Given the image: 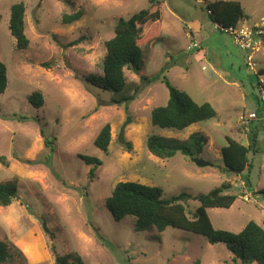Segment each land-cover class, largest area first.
<instances>
[{
	"label": "rangeland",
	"instance_id": "1",
	"mask_svg": "<svg viewBox=\"0 0 264 264\" xmlns=\"http://www.w3.org/2000/svg\"><path fill=\"white\" fill-rule=\"evenodd\" d=\"M162 1L161 38L145 47L138 72L125 69L129 82L141 86L126 107L112 101L118 94L96 87L85 76L103 75L105 43L115 35L117 20L146 8L150 0H0V60L8 76L0 95V156L8 166L0 164V182L15 180L18 188L12 204L0 205V242L11 254L0 264H56L57 254L75 253L86 264H191L196 259L235 264L223 242L213 244L173 227L139 230L132 215L116 220L105 201L121 181L158 186L170 198L182 192L208 193L229 180L237 199L230 208H207L213 225L239 232L254 220L264 228V196L254 194L264 188V102L258 85L264 73H257L264 72V41L254 53L256 71H250L246 52L208 15L207 2L216 0ZM236 1L246 13L239 25L263 21L264 0ZM19 2L26 5L30 47L25 50L17 49L8 27L11 7ZM79 10L84 11L80 20L62 23L64 14ZM45 62L52 67H43ZM162 73L195 101L211 103L217 116L181 131L154 126L152 109L167 103L169 90L159 79L142 78ZM36 90L45 99L41 107L28 99ZM242 114H254L248 127ZM107 123L111 140L105 153L94 139ZM252 130L259 145L257 153L249 154L251 167L241 173L226 170L222 149L227 137L247 145ZM195 132L207 137L199 157L212 166L200 167L180 152L160 158L147 147L153 134L183 140ZM83 155L102 160L93 179ZM182 203L191 216L200 205L194 198Z\"/></svg>",
	"mask_w": 264,
	"mask_h": 264
},
{
	"label": "trees",
	"instance_id": "2",
	"mask_svg": "<svg viewBox=\"0 0 264 264\" xmlns=\"http://www.w3.org/2000/svg\"><path fill=\"white\" fill-rule=\"evenodd\" d=\"M164 1L150 0L146 8L134 13L129 18H119L115 25V35L106 41V53L103 59V75L86 74L87 81L96 87L114 92L119 97H113L112 101L128 107L129 102L136 99L141 86L130 83L125 69L141 68L144 59L145 47L156 42L162 36L161 21L163 20ZM208 15L216 26L227 28L235 26L246 18L245 10L241 2L236 0H216L207 2ZM26 5L24 2L15 3L11 7L9 18V30L16 39V47L25 50L30 47V39L26 34ZM84 11L66 13L62 17V23L67 25L80 20ZM1 18V16H0ZM43 67L51 68V63H43ZM264 72H259V76ZM143 80L159 79L169 90V99L166 104L156 106L151 112V121L154 126L170 130H184L185 128L217 116V110L209 102L199 103L188 93L175 87L166 74L162 73L155 78L143 77ZM8 85L7 67L0 60V95ZM263 85L261 81L258 83ZM30 103L36 107L44 105L45 99L40 90L33 91L28 97ZM259 99V101H261ZM44 134V130H42ZM45 136V135H44ZM251 143L243 144L236 139L227 137V145L223 147V162L225 169L231 172L241 173L251 167L250 153L258 152L259 137L254 130L251 132ZM111 140L110 124H105L94 139L96 147L108 153ZM207 137L202 133H192L186 139L169 138L160 135H150L147 138L149 151L160 158H169L178 152L187 157H199L203 154L207 145ZM48 138L46 137V144ZM128 149H132L130 142L126 143ZM83 161L91 165L88 173L93 179L97 168L102 165V160L96 156L83 155ZM8 166L4 156H0V164ZM232 184L229 180L220 187L214 188L208 193L192 195L182 192L170 198L163 197V190L158 186H150L133 181H121L115 185L111 195L105 204L116 220H121L126 215L136 218L137 228L143 229L154 226L160 231L167 227H173L204 236L210 243L223 242L232 253L235 264H264V228L254 220L249 221L239 232L226 229H217L207 212L210 207L230 208L237 199V195L231 193ZM256 193L264 196V188ZM18 197V188L15 180L0 182V205L8 206ZM187 198L198 199L200 205L193 216L189 215L182 200ZM47 229V228H46ZM48 230V229H47ZM56 253V252H55ZM57 254V253H56ZM11 257L8 246L0 242V259ZM56 264H86L81 254H57ZM191 264H201L196 259Z\"/></svg>",
	"mask_w": 264,
	"mask_h": 264
},
{
	"label": "built area",
	"instance_id": "3",
	"mask_svg": "<svg viewBox=\"0 0 264 264\" xmlns=\"http://www.w3.org/2000/svg\"><path fill=\"white\" fill-rule=\"evenodd\" d=\"M202 1V0H197ZM222 31H225L233 36L235 44L247 54L246 56V65L250 71L255 72L257 63L254 59V53L261 48V44L264 41V19L261 23H254L251 27L247 25H235L227 28H221ZM193 47L197 48L198 44L194 43ZM259 74V72L257 71ZM264 82L263 79L260 80ZM261 93L263 92L262 102H264V88L260 85ZM241 122L244 126L248 127L251 125L252 120L254 119V114H242L240 116Z\"/></svg>",
	"mask_w": 264,
	"mask_h": 264
},
{
	"label": "water",
	"instance_id": "4",
	"mask_svg": "<svg viewBox=\"0 0 264 264\" xmlns=\"http://www.w3.org/2000/svg\"><path fill=\"white\" fill-rule=\"evenodd\" d=\"M136 72H138V69L135 68ZM125 126L126 124H124L121 128L120 134H119V139L121 142L125 141ZM192 161L195 162L198 166L200 167H205V166H212L213 163L204 160L203 158L200 157H192Z\"/></svg>",
	"mask_w": 264,
	"mask_h": 264
},
{
	"label": "crops",
	"instance_id": "5",
	"mask_svg": "<svg viewBox=\"0 0 264 264\" xmlns=\"http://www.w3.org/2000/svg\"><path fill=\"white\" fill-rule=\"evenodd\" d=\"M207 69V68H206Z\"/></svg>",
	"mask_w": 264,
	"mask_h": 264
}]
</instances>
